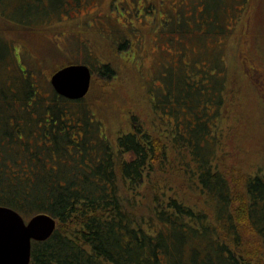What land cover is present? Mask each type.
Masks as SVG:
<instances>
[{"label":"trees","instance_id":"trees-1","mask_svg":"<svg viewBox=\"0 0 264 264\" xmlns=\"http://www.w3.org/2000/svg\"><path fill=\"white\" fill-rule=\"evenodd\" d=\"M51 1L4 2L48 17ZM8 46L0 40V206L57 220L31 264H264V171L222 154L226 71L175 69L150 94L169 136L140 127L114 140L84 98L41 90L6 61Z\"/></svg>","mask_w":264,"mask_h":264},{"label":"rangeland","instance_id":"rangeland-1","mask_svg":"<svg viewBox=\"0 0 264 264\" xmlns=\"http://www.w3.org/2000/svg\"><path fill=\"white\" fill-rule=\"evenodd\" d=\"M4 1L0 40L9 42L6 61L10 56L18 62L21 74L37 78L41 90L52 87L59 69L87 65L92 80L83 104L114 140L140 127L169 136L150 94L163 90L175 69L226 71L222 154L243 170L264 171V0H60L48 17H29L20 8L27 3L12 12ZM22 14L26 27L19 26ZM214 27L227 33L209 34Z\"/></svg>","mask_w":264,"mask_h":264},{"label":"water","instance_id":"water-1","mask_svg":"<svg viewBox=\"0 0 264 264\" xmlns=\"http://www.w3.org/2000/svg\"><path fill=\"white\" fill-rule=\"evenodd\" d=\"M92 72L85 64H70L51 77L54 91L69 100H81L90 90ZM57 227V220L38 214L29 221L17 211L0 206V264H31L32 244L46 241Z\"/></svg>","mask_w":264,"mask_h":264}]
</instances>
